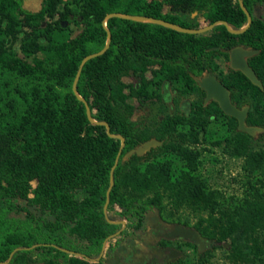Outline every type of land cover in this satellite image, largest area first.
<instances>
[{
	"label": "trees",
	"instance_id": "trees-1",
	"mask_svg": "<svg viewBox=\"0 0 264 264\" xmlns=\"http://www.w3.org/2000/svg\"><path fill=\"white\" fill-rule=\"evenodd\" d=\"M110 13L161 19L188 29L217 21L240 29L246 18L238 0H40L37 12L24 9L22 0H0V263L18 248L7 264L110 260L113 241L96 258L103 242L121 227L109 224L103 213L120 140L108 137L104 126L92 125L72 92L82 59L105 45L102 22ZM67 22L79 28L74 36L70 27H63ZM257 25L242 35L223 25L191 35L119 18L106 22L109 48L84 64L77 91L93 117L124 138L108 205L126 223L120 236L140 231L151 213L162 217L166 194L176 209L207 212L195 228L225 247L231 262L264 264V107L259 106L264 93L247 81L251 96L245 123L263 129L252 137L238 131L237 121L217 103L205 104L197 83L207 74L217 75L216 56L227 58L240 39L251 44ZM17 42L24 57L13 50ZM153 68L182 96L196 94L186 120L165 117L153 129L134 120L130 100L150 98L146 73ZM129 75L135 85L124 83ZM238 75L247 80L238 72L233 86L242 83ZM201 137L242 160L247 180L239 197L225 199L202 178L200 153L187 145L198 144ZM151 138L162 142L149 152L151 160L136 155L125 159ZM131 191L154 196L141 199Z\"/></svg>",
	"mask_w": 264,
	"mask_h": 264
},
{
	"label": "flooded vegetation",
	"instance_id": "flooded-vegetation-1",
	"mask_svg": "<svg viewBox=\"0 0 264 264\" xmlns=\"http://www.w3.org/2000/svg\"><path fill=\"white\" fill-rule=\"evenodd\" d=\"M238 2L240 7L245 9L250 16L249 26L244 32L238 35L244 34L248 29L251 28L254 22H259L263 26L257 25L258 29L252 31L254 38L251 40V44H246L245 41H241L240 39L239 45L230 48L227 58L216 56V59H221L223 61L224 72L222 75L217 73L215 76L224 86V81H227L230 84V89L228 87L227 88L230 92L231 103L239 109L248 107L249 113L250 103L248 99L249 96H251V88L247 83L249 79H247L242 72L230 68V51L236 47H240L243 50L257 51L256 54L244 57V59L249 68L253 70L256 78L261 83V86L254 85L250 81L249 83L264 93V0H238ZM245 17V22L242 24L241 28L248 24V18L246 14ZM238 72H240L247 80L242 79L238 75L239 78L242 79V83L238 86H233L231 82L233 78L237 76ZM166 84L168 87L172 86L167 82ZM174 91L179 93L178 95H180L181 98L183 97L188 101V110L187 112L183 111L171 103V105L168 107V111L164 112L163 117H161L159 121L163 120L165 117H169L170 119L177 121H184L188 118L191 103L197 98L196 94L190 92L186 97H184L175 87ZM237 91L240 93L238 96L235 94ZM204 98L205 93L203 99ZM162 101H168V95H164V97H162ZM259 106L264 107V97L259 103ZM170 110L173 112L170 113ZM179 225L197 231L202 238L201 246H198L191 240L183 239L178 236L167 238V235L173 232L176 226ZM120 226L121 227L118 229V231H120L119 234L112 238L114 250L111 252V257L109 258L110 260L106 264H181L184 260L191 257L192 254H196L199 257L204 256L213 245V241L200 233L195 228L194 224L185 222L183 220L167 219L164 216H157L153 213L147 217L146 222L140 231L131 229L129 230L128 234H123L120 236V233L126 227V223L124 227L122 225ZM100 257H97L96 260H98Z\"/></svg>",
	"mask_w": 264,
	"mask_h": 264
},
{
	"label": "rangeland",
	"instance_id": "rangeland-1",
	"mask_svg": "<svg viewBox=\"0 0 264 264\" xmlns=\"http://www.w3.org/2000/svg\"><path fill=\"white\" fill-rule=\"evenodd\" d=\"M67 1V0H63ZM23 8L30 12H37L40 9V0H22ZM65 29L70 27V35L74 36L78 33L79 28L71 23L62 24ZM207 24L201 23L200 28L205 27ZM25 31H28L25 29ZM13 50L17 52L20 57H24V54L19 50V43H15ZM218 65V74L222 75L224 72V63L221 59H215ZM156 69L153 68L146 73V80L148 82V92L151 94L150 98H131L130 102L134 107V120L143 125V127L152 129L160 118L163 117L164 112L168 111V107L175 105L181 110H188V101L181 98L179 93L174 91V87L166 84V82L160 78L159 75H155L152 71ZM124 83L127 85H135L136 81L133 76L129 75L123 78ZM168 95V101H162V97ZM172 113L173 111H169ZM185 114V113H184ZM156 140L151 138L150 140ZM149 141V140H148ZM147 142V141H145ZM160 142V141H159ZM193 151H198L200 153V161L202 163L200 172L202 178L206 181L207 185L211 189L221 191L225 197L228 199L230 197L240 196L244 191V184L247 180L246 175L242 172V160L236 158H230L223 152V148L219 146H213L211 141L205 138H200L198 144H187ZM156 148V147H155ZM154 149L151 148L149 151L142 154L141 157L143 161L151 160L153 156L149 155V152ZM155 156V155H154ZM160 159V158H159ZM156 160V157H154ZM261 179V178H260ZM261 185L264 187V178L261 180ZM132 196H137L141 199L152 198L154 192H137L131 191ZM163 203L165 205V210L163 216L171 220H183L185 222L196 225L198 223L199 217H207V212H193L192 209L188 207L174 208L169 205V199L166 194H162ZM108 216L115 221H121L118 216V209L116 207L108 211ZM110 239L108 242H112ZM213 245L210 250L202 257L196 254H192L191 257L184 260L181 264H201V262H206V264H236L231 262L226 256L225 247L218 245L214 240ZM262 264V263H255Z\"/></svg>",
	"mask_w": 264,
	"mask_h": 264
},
{
	"label": "water",
	"instance_id": "water-1",
	"mask_svg": "<svg viewBox=\"0 0 264 264\" xmlns=\"http://www.w3.org/2000/svg\"><path fill=\"white\" fill-rule=\"evenodd\" d=\"M243 10H244V13L247 15L248 24L241 29H233L225 21H217V22H214L212 24L206 25L203 28L188 29V28H183V27H180L178 25L166 22V21L161 20V19H155V18H150V17H142V16H136V15L122 14V13H110L104 17L103 22H102V26L106 32L105 45L100 51L93 53V54H90V55H87L82 59V61L79 64V67L77 69V72H76V75H75V78H74V81L72 84V92L75 95V97L77 98V100L80 101L81 103H83V105L85 107L86 116H87L88 121L92 125L104 126L106 129V133H107L108 137L120 140L119 151L117 153V156L114 160V164H113V166L110 170V173H109V186H108L107 191H106V199H105V204L103 207V213H104L105 219L109 224L122 225L123 227L125 226L124 220L115 221V220H111L108 216L109 196H110V192L112 190V187L114 185L113 173H114V170L118 164L119 156H120L122 148L124 146V138L120 135L112 134L110 132L109 125L107 123H105L103 121L96 120L92 115V111L89 107V103L83 97H81L77 91V83H78V80H79V77L81 74V70H82L84 64L93 58H96L98 56L103 55L106 52V50L109 48L110 41H111V33H110V30L106 26V22L111 18H119V19H123V20L134 21V22H144V23L156 24V25H160L162 27L168 28V29H172V30L177 31L179 33L191 34V35L203 34L204 32L211 30L216 25H223L226 27V29L229 33L234 34V35H238V34L244 32L250 23V16H249L248 12L245 9H243ZM215 49H217V48H215ZM256 53H257V51L243 50L240 47H236V48L232 49L230 51V68L233 70H238V71L242 72L245 75V77L247 79H249V81L252 84L257 85V86H261V83L256 78L253 70L251 68H249V66L247 65V63L244 59V57L251 56V55H254ZM197 83H198V86L205 93L204 103L206 104L210 101L217 103V105L219 106L220 110L224 113V115L232 117L237 121V130L238 131L244 132V133H246L252 137H255L257 133L263 131V129H261V128L250 127V126L246 125L245 121H246V117H247V113H248V107H244L242 109H239L235 105H233L231 103L230 92H229L228 88L225 87L216 78L215 75L207 74L206 76L202 77L201 79H198ZM161 144H162V142H159V141L153 140V139L149 140L147 142H144L137 149L128 152L125 155V159H128L129 157H131L133 155L141 156L145 152L149 151L151 148L158 147ZM119 232L120 231L109 236L103 242L99 257L103 254V252L106 248L107 242L110 239L116 237L119 234ZM175 236H178V237L183 238V239L191 240L192 242H194L198 246H201V243H202V238L200 237V235L197 231H195L191 228L182 227L180 225L176 226L175 230L173 232H171L169 235H167V238L168 237L172 238ZM18 250H20V249L18 248V249H15L14 251H12L10 253L7 261L2 262L0 264H7L11 260L14 253ZM60 250L66 252V253L72 254V255H76L78 257H84L80 253L72 252V251H69L66 249H62V248H60ZM90 260L94 261V259H90Z\"/></svg>",
	"mask_w": 264,
	"mask_h": 264
}]
</instances>
